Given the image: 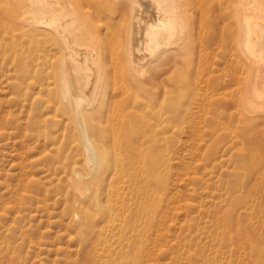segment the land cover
<instances>
[{
    "label": "rangeland",
    "instance_id": "374dc122",
    "mask_svg": "<svg viewBox=\"0 0 264 264\" xmlns=\"http://www.w3.org/2000/svg\"><path fill=\"white\" fill-rule=\"evenodd\" d=\"M68 1L87 12L90 35L77 45L99 46L106 76L95 109L104 111L91 118L100 129L88 124L100 161L115 159L99 172L107 173L112 223L136 217L147 233L140 264H264V124L243 96L251 69L237 43L238 1L181 0L176 40L166 36L160 52H140L141 62L127 53L120 16L134 0ZM242 1L250 17L264 4ZM31 8V0H0V264H79L84 239L99 264H119L123 242L74 220V168L85 175L90 168L74 117L45 91L62 54L25 25Z\"/></svg>",
    "mask_w": 264,
    "mask_h": 264
},
{
    "label": "bare ground",
    "instance_id": "6f19581e",
    "mask_svg": "<svg viewBox=\"0 0 264 264\" xmlns=\"http://www.w3.org/2000/svg\"><path fill=\"white\" fill-rule=\"evenodd\" d=\"M75 1H77V0H75ZM184 1L187 2L188 0H184ZM194 1H193V3H194ZM237 1H238V3L236 5L240 9L243 8V9H241V11L238 9L239 10L238 12L241 13V19H240V25L238 28L239 29V32H238L239 37L237 39L238 40L237 43L239 45V51H240V54L242 56L241 58L244 59V61L249 65V68L251 69V71L248 69V73L246 75L245 85H244L245 88H243V89H245V92H244L245 94L244 95L242 94V95L245 97L246 105L250 110L249 112L255 110L254 112L256 113V116L258 118L257 121H259L261 124H264V4L256 5V7H255V8H257L256 11H258L259 14H256L254 17H250L248 14L245 13L247 11L245 4H247V3L243 2L242 0H237ZM253 1L257 2L258 0H253ZM80 2H82V0ZM99 2H100V0H99ZM182 2L183 1H181V0H134L133 3L124 12L121 13V15H120L121 20L124 21L123 25H125L127 27V32H128L126 35V37H127L126 43H128V44H126L127 48L125 46L124 47L126 48L129 57L132 58L131 60L141 62V60H143L144 58H142L140 56V54H141L140 52H142V51H144L146 53L151 52L153 55V53L155 51H157L159 48H161L160 45L163 44V41L166 39L165 38L166 36L169 38L170 37L172 38L173 35H175L174 32L178 31V30H176V26H182L183 22H185L184 21L185 20L184 19V12L182 9ZM189 2H191V1H189ZM31 3H32V8L26 13L25 17L23 18L25 21V25L30 29L31 33H33L34 35L35 34H36V36L41 35L40 36L41 38H42V36H44L45 37V38H43L44 40L46 39V37H48L47 40L52 39L55 42H57L60 45V47L58 46V44H56V46H58V48H59L56 53L60 52L62 54V59L60 58L59 61H58L59 58L57 59L55 70L53 69L55 71L54 75L51 72L52 70L48 71V73H47L48 75H49V73H51L50 78L51 77L53 78V76H55L54 82H52L53 80L49 83H47V81H46V84H45V83H43V81H44L43 80L42 83L44 84L45 91L47 90L48 93H51L53 90L55 91V96L61 105L60 108L64 109V111L68 115L70 114L71 116L74 117V119L76 121L75 123H77L76 125H78L77 126L78 127V134H79L80 140H81V141L77 140V142L79 144H80V142H82V144H80L81 146L83 145L82 151L84 152V155H82V156L86 157L85 158L86 162L90 168V172H88V174H86L87 176L81 171V169L79 167L74 168L75 173H73V174H76L75 175L76 179L74 178L76 180V181H74L75 182L74 188H75V194H78V195L74 196V194L69 193L72 196H74L73 198L76 197V199H74L75 201L73 202L75 207L77 208V212L74 215V220L76 221V223L82 222L83 220H84V222L91 221L94 223V228L99 227V229L101 230L100 232L104 236L107 237V234H109V235H112L113 237H116V240H118V244H121V242H123L121 245V248L119 250L115 251V256H120L122 258V260H120L119 264H129L131 262H133V264H140V261L142 259V250L144 247V243L147 241V233L145 231H141L135 225L136 217H130L129 216V217H126V219H125V217H123L122 219H120V221L118 223H116V224L112 223L115 221V219H113V216L115 214V210H114V208H112V205L110 204L112 201L109 202V200L107 199L108 194L106 196L104 193V189H105L104 183L105 182L103 180V177L107 173H105V175L102 177V175L99 172H101V170H103V169L106 170V168L108 166H112L110 164H112L113 160L115 162V159L111 155L107 154V155H105V158H103L100 161L99 153H98L99 148L97 149V145H100V144L98 143L96 145L95 139L93 138V135L91 134L92 133L90 130L91 126H89V124H88L90 121L94 120V119L91 120V118L94 117L95 116L94 114H96L98 112L95 109V105L97 103V106H98V104H99L98 102H100V92L102 93V91H100V90L103 89V88H101V86L103 85V87H104V84L102 82L103 81V75H105L106 73L104 74V71L102 69L103 65L101 66V64H98V62H97L98 57L100 56L99 55L100 50H99V46L95 42H92V43L87 42L85 44V47L78 46V45H80L77 42V39L79 37L86 36L87 34L90 35V31L87 29L88 25H85L86 20L88 21V19L86 18V15H85L87 12L86 13L83 12V13H85L83 16L81 10L79 8H77L73 2L68 1V0H31ZM195 3H196V1H195ZM195 3H194V5H195ZM257 3H259V2H257ZM82 4H83V2H82ZM184 5H186V4H184ZM90 6L91 5H89V7ZM185 7H187V5L184 6L183 8H185ZM88 8H86V9H88ZM104 8H105V6H104ZM104 8L102 10H104ZM94 9H96V8H94ZM107 10L108 9H106V11ZM95 11L98 12L97 10H95ZM88 12L91 13L90 10ZM108 12H110V10ZM253 12H255V11H253ZM93 13H91V14H93ZM102 13H104V12L102 11ZM191 13H192V11H191ZM249 14H250V12H249ZM87 15H90V14H87ZM95 15L96 14H93V17H94V19H97V18H95ZM97 17H98V15H97ZM188 17H190V14L188 15ZM91 18L89 17V19H91ZM23 19H21V20H23ZM187 20H188V18H187ZM189 21H188V23H190ZM96 22H98V21H96ZM21 23H22V21H21ZM237 23H238V21H237ZM93 24L95 25V22ZM123 27L124 26H122V29H123ZM185 27H186V25H185ZM124 33H123V35H124ZM33 34H32V37H33ZM88 36H86V37H88ZM172 39H175V37ZM33 40H35V38H33ZM36 40H38V39H36ZM47 40H45L46 43L51 42V40L49 42H47ZM80 40L82 41V39H80ZM84 40H85V38H84ZM39 41H41V40H39ZM82 42H84V41H82ZM38 43L39 42H37V45H39ZM170 43H171V41H170ZM172 43H174V41ZM172 43H171V45H172ZM51 45H52V43L50 44V46ZM123 45H124V40H123L122 46ZM46 46H44L45 49H46ZM162 47L164 48V45ZM51 48H52V46H51ZM56 49L54 48L53 50L55 51ZM39 50H41V49L39 48ZM42 50H44V48ZM43 52L45 54L47 52V50H46V52H45V50L42 51L41 52L42 55H44ZM41 53H40V56H41ZM50 53H49V55H50ZM61 54H59L60 56L58 55V57H61ZM145 54H144V56H145ZM46 55H48V54H46ZM51 56H53V55H51ZM55 56H57V55H55ZM40 58H42V57H40ZM100 59H101V57H100ZM145 61H147V60H145ZM142 62H144V61H142ZM28 65L29 64H27L26 67ZM36 65H38V64H36ZM42 66H43V64H42ZM51 67H50V69H51ZM30 68H29V70H31ZM24 70H26V69H24ZM32 71H30V73ZM37 71L38 70L36 69V72ZM44 72H46V71H44ZM45 74L43 73V75H44L43 77H45ZM43 77H42V79H43ZM47 78H49V77L47 76ZM31 80H33V79H31ZM53 83H54V85H52ZM50 85L54 86V87H51ZM28 86H29V84H28ZM106 89H107V87H106ZM113 90H114V88H113ZM111 91L112 90H109V92H111ZM109 92L107 90V93H109ZM25 93H26V91H25ZM47 98H49V97H47ZM52 100L47 99V102L50 103ZM106 100H109V99H106ZM102 104H103V102H102ZM106 104L107 103L105 102V105ZM52 105H53V103H52ZM97 106H96V108H97ZM101 107H102V105L100 106V109L103 108V107L102 108ZM111 108H113V107H111ZM248 108H246V109H248ZM95 111H96V113H95ZM103 111L101 112V110H100L99 112L102 114ZM99 112H98V114H99ZM97 117L99 118V115ZM74 119H72V120H74ZM99 119H101V118H99ZM70 120L71 119H69V121ZM95 120L93 122V124L95 123L94 129H95V127H97L99 125V122L97 120L95 122ZM73 123H74V121H73ZM111 123H113V121ZM90 124H92V123H90ZM100 127L101 126L99 125V129H100ZM116 127H118V126H116ZM110 128H112V127H110ZM91 129H93V127ZM76 131H77V129H76ZM74 134L75 133L70 134V135H74ZM98 134L99 133H97V135ZM97 135H96V138L100 139L101 135L100 136L98 135L99 137H97ZM77 137H74L75 140ZM77 139H79V137ZM101 139H102V137H101ZM101 141L103 142V140H101ZM104 148H106V147H104ZM82 151H80V152H82ZM83 152H82V154H83ZM112 155L114 156V154H112ZM113 164L116 165V163H113ZM77 165H79V164H77ZM124 165L126 166V164H124ZM109 170L107 169V171H106V172H108V174L110 172ZM113 170H112V173H114ZM103 171H102V174L105 172V171L104 172ZM67 176H69V175H67ZM107 185H108V182H107ZM108 186H110V185H108ZM106 191H107V189H106ZM69 192H71V191H69ZM105 196H106V198H105ZM121 209H123V208H121V206H120V210ZM83 242H84V244H83L84 248H83V251H81L82 255H81V259H80L79 264H99L98 260H97L98 257L95 256V251H94L95 245L94 244L90 245L89 241L85 240V239ZM124 258H125V261H124Z\"/></svg>",
    "mask_w": 264,
    "mask_h": 264
}]
</instances>
